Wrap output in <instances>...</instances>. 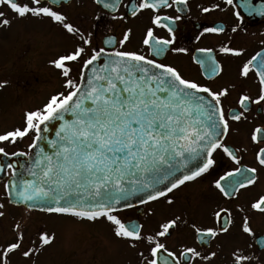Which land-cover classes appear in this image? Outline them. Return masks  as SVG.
<instances>
[{"label": "snow or ice", "instance_id": "6c2138e0", "mask_svg": "<svg viewBox=\"0 0 264 264\" xmlns=\"http://www.w3.org/2000/svg\"><path fill=\"white\" fill-rule=\"evenodd\" d=\"M93 3L117 22L119 34L113 27L97 40L92 31L73 22L65 0H0V29L11 28L17 20H46L70 41L46 61L59 86L39 103L23 108L18 124L0 130V145L30 140L27 151L9 152L0 146L2 157H26L23 162L0 161V174L7 176L0 220L10 215L9 205L22 209L23 220L41 213L104 221L115 240L132 250L135 264H264V232L253 224L254 214L264 216V194L232 209L217 205L209 213L211 225L189 223L172 212L155 227H146L156 214L151 205L162 202L171 209L172 194L186 184L214 177L211 185L225 200L238 199L242 190L257 184L264 170V122L253 125L247 136L256 166L242 163L249 148L228 143V137L239 131L237 126L250 123L253 110L264 115V39L251 54L232 43L235 34L247 31L239 9L264 17V0L195 4L205 21L213 12L231 9L229 20L200 25L194 36L197 42L205 35L226 37L217 48H195L191 60L201 77L211 82L223 76L218 54L237 58V79L247 81L251 76L255 96L242 83L214 89L210 83L185 77L167 62L169 54L189 53L188 47L179 45L178 35L190 18L191 0ZM167 9L175 14H167ZM145 14L140 43L129 48L134 29L127 22ZM8 84L7 79L0 80V89ZM237 87L235 105L226 106ZM220 162L236 167L219 174ZM129 209H138L139 217L124 219L121 213ZM184 227L190 229L194 244L178 240L170 248L168 239ZM11 233L0 240V264H13L16 255L23 264H36L56 240L55 232L39 229L26 241L27 225L21 220H14ZM233 235L237 242L226 254L220 243L212 247L213 240Z\"/></svg>", "mask_w": 264, "mask_h": 264}, {"label": "flooded vegetation", "instance_id": "af4514ba", "mask_svg": "<svg viewBox=\"0 0 264 264\" xmlns=\"http://www.w3.org/2000/svg\"><path fill=\"white\" fill-rule=\"evenodd\" d=\"M124 2L126 3L127 0H124ZM200 2L201 0H191L192 11L190 13V18L185 20L183 31L178 35L179 45L188 47L189 53L187 55L169 54L167 56V62L177 66L185 77L195 78L201 80L202 82L210 83L214 89L229 82L236 83L238 86L242 83L243 86L247 88V90L251 92L253 96H255L257 87L251 76L247 81H239L237 79V64L239 63V59L231 57L226 58L218 54L217 58L220 59L224 64V74L221 78H216L211 82L203 80V77H201L200 75L199 66L192 62L191 55L195 53L196 47L217 48L221 41L226 40L225 36L205 35L199 42L195 41L194 36L196 35L200 25H207L211 22V20H216L217 23L229 20L231 14V9H229V11L225 13L213 12L212 14H210L209 20L205 21L202 19V14L199 13L198 9L195 8V4ZM256 2L259 3L260 0H256ZM239 10L243 15V24L247 31L235 34V38L232 43L234 46L245 47L248 54H251L254 50L259 49V41L261 39H264V17L258 15L249 16L246 12L243 11V9ZM65 11L68 13L73 22L78 24L82 28V30L92 31L97 36V40H99L102 35L107 33L109 29L113 27H115L116 34H119L121 30L117 22L112 21L110 16L101 11L93 3V0H71L70 3L65 0ZM120 11H124L123 5L121 6ZM165 12L171 15L175 14L174 10L172 9H167L165 10ZM94 17H98V19H94ZM47 22L48 21L46 20H31V22H29V20H25L24 23L20 24L22 25V30L21 32H19V34L26 35L29 33L32 36L39 35L42 37L41 39H39V42L47 43L45 41L47 35L45 34V30L43 29V26ZM146 23L147 14H145V16L140 20L129 19L127 24L129 26H132L134 29L133 43L131 45H128L129 48L139 45L142 37V30ZM157 34L166 35V33L161 30H157ZM15 41L17 42V38H15ZM34 42L38 41L36 40L31 42L30 45H32L33 49H29V51L31 52V58H29L31 62L34 63V71L42 74L44 72V76L42 75L41 77H39L36 72H34L32 75V79L28 80L27 84H29L30 81L32 82V84L38 83L40 78L47 79L45 72L48 70V66H46L45 63H42L45 62V60L48 58V55L44 52L45 43L42 46H36ZM32 84H29V89L33 87ZM238 95L239 87L235 88L231 92V95L226 101V106H234ZM249 120L250 123L237 126L239 128V131L230 134V136L228 137V143L237 146H247L249 148V151L246 154H242V163L249 166H256L254 163V153L251 150L250 142L248 141L247 136L253 125L264 122V115H257L255 110H253L249 113ZM6 150L12 152L16 151L17 149L6 148ZM24 151H27V149H25ZM220 165L221 166L219 169V174H222L228 166L236 167V165L234 164L226 165L224 162H220ZM6 178L7 176L4 179L0 180V203L5 202L3 184ZM213 178L214 177L202 178L194 183L186 184L185 186L176 190L172 194L175 199V205L171 209H169L166 205H163L162 202L151 205V207L155 208L156 214L149 220V223L146 225V227H155L157 220L163 219L165 215H170L172 212H175L176 214H182V218L187 220L189 223L195 221L197 224L211 225L212 219L209 213L211 209L216 207L217 205L229 207L230 209H232V206L234 204H243L254 199L259 194H264V170H261L257 184L254 187L242 190L238 196V199L234 200H225L220 196L218 191L211 185V180ZM6 207L10 208V216L12 211H22V209L19 210V208H14L9 205H6ZM234 215L238 217L239 214L234 212ZM121 216H123L126 220L137 219L139 217V211L138 209L125 210L121 213ZM0 222L3 223L2 220H0ZM141 222H143V218H141ZM253 224L258 231L264 232V216H261L260 214H254ZM40 226L42 227L41 229H44L43 224H40ZM40 226H38V229L36 231H32L29 236H32V238L34 239L35 236L33 234L40 229ZM236 231L237 230L235 228L232 229L233 234H235ZM237 239L238 238L235 235L231 237L221 236L217 240H213L212 247L214 248L217 243H220L223 249V255L228 252L233 243L237 242ZM178 240L184 241L190 246L194 244L191 231L187 227L174 231L173 235L167 241L168 246L170 248L176 247V242ZM215 264H221V262L217 261L215 262Z\"/></svg>", "mask_w": 264, "mask_h": 264}, {"label": "rangeland", "instance_id": "374dc122", "mask_svg": "<svg viewBox=\"0 0 264 264\" xmlns=\"http://www.w3.org/2000/svg\"><path fill=\"white\" fill-rule=\"evenodd\" d=\"M24 22L25 20H17L11 28L0 29V80L9 81L6 88L0 89V130L18 124L23 108L39 103L48 92L59 86L60 81L46 61L53 53L70 46V41L62 35V30L49 21L43 26L47 43L39 42L42 38L39 35L32 36L29 33L20 35L19 31L22 30L20 24ZM36 40L38 41L34 42L36 46L45 43L44 52L48 58L45 57L47 59L42 63L48 66L45 72L47 79L40 78L39 82L34 84L30 81L29 84L33 87L28 89L25 88L26 81L32 79L34 72L39 77L44 76V72L42 74L34 71V63L30 60L29 49H33L30 44ZM29 142L30 140L26 138L16 145L0 146L27 149ZM21 213L22 211H12L11 216L8 215L2 220L3 223L0 222V240L12 235L10 227L14 220H21L27 225L25 239L43 224L44 229L55 232L56 240L37 257L36 264H135L132 250L123 242L115 240L109 225L104 221L89 223L72 217L48 216L41 213H33L29 219L23 220ZM13 264H23V261L16 255L13 257Z\"/></svg>", "mask_w": 264, "mask_h": 264}, {"label": "water", "instance_id": "95a60500", "mask_svg": "<svg viewBox=\"0 0 264 264\" xmlns=\"http://www.w3.org/2000/svg\"><path fill=\"white\" fill-rule=\"evenodd\" d=\"M52 134L54 135V132ZM25 160H26V157H11V156H9V157L5 158V157L0 156V161H6V162H13V161L23 162ZM0 177H4V175L0 174Z\"/></svg>", "mask_w": 264, "mask_h": 264}]
</instances>
